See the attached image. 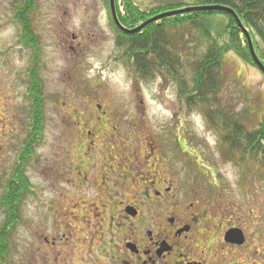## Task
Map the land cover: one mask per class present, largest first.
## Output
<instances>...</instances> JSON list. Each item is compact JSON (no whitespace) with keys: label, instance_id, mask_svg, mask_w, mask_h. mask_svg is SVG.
<instances>
[{"label":"rangeland","instance_id":"1","mask_svg":"<svg viewBox=\"0 0 264 264\" xmlns=\"http://www.w3.org/2000/svg\"><path fill=\"white\" fill-rule=\"evenodd\" d=\"M133 1L142 10L167 3L195 4L194 0ZM36 4L34 27L43 52L46 129L27 168L31 193L24 200L10 254L2 264H30L33 245L42 261L47 252L40 249L43 241L39 235L57 238L56 248L62 243L59 238L68 233L66 227L73 222L68 213L74 204L81 205L77 191L82 189L90 197L100 186L108 188L116 183L113 172L95 178L96 187L79 183L81 176L76 172L83 163L87 132L95 136L98 166L108 157L118 164L121 155L127 159L124 168L129 183L148 176L153 164L155 171L160 167L172 180L174 173L190 179L199 171L206 176L205 169L211 168L218 182L210 188L220 191L227 202L223 216L257 223L260 264H264V166L258 159L246 157L242 145L231 149L220 138L228 122L244 134L258 130L264 118V76L228 52L216 98H209L212 101L205 107L199 103L188 106L166 71L147 80L135 75L124 51L117 49L106 0H36ZM14 7L15 0H0V195L29 124L25 93L31 53L18 45ZM213 18L219 24L217 31L224 28L225 16ZM208 29L216 34V25L208 24ZM199 37L189 28L168 32L167 38L176 43L178 53L179 61L173 67L181 70L182 79L190 76V60L203 51L205 43H199ZM251 38L262 55L259 40ZM210 112L212 127H219V133L208 125L206 113ZM194 114L199 120L193 119ZM97 117L100 120L95 122ZM104 148L108 154L103 155ZM104 176L109 179L107 184ZM201 180L210 189L205 183L210 184L211 178ZM89 197L84 200L90 202ZM76 209L72 216L78 215L80 210ZM2 220L0 213V224Z\"/></svg>","mask_w":264,"mask_h":264},{"label":"flooded vegetation","instance_id":"2","mask_svg":"<svg viewBox=\"0 0 264 264\" xmlns=\"http://www.w3.org/2000/svg\"><path fill=\"white\" fill-rule=\"evenodd\" d=\"M256 38L263 54L257 45L255 52L264 66V45ZM99 120L97 117L95 122ZM230 131L237 139L239 132ZM86 134L89 138L83 143V163L76 172L81 176L79 183L96 187L93 180L103 172H113L116 183L108 188L100 186L90 197L82 189L77 191L81 205L74 204L71 210L80 211L75 216L68 213L77 224L69 222L68 233L59 238L62 243L57 248V238L39 235L43 241L40 249L44 247L47 254L38 260L33 245L30 264H260L257 223L223 216L227 202L220 191L210 188L218 182L211 168L205 169L206 176L199 171L190 179L174 173L172 180L160 167L155 171L153 164L149 177L133 178L129 183L124 168L127 159L121 155L118 164L108 157L98 166L95 154L100 152L94 148L95 136ZM258 146L257 142L252 144L253 148ZM104 149L103 155L108 154ZM207 177L211 178L210 184L205 183L210 189L201 180ZM103 180L107 184L109 179L104 176ZM86 197L90 202L84 200ZM230 232L238 233L240 240L234 242Z\"/></svg>","mask_w":264,"mask_h":264},{"label":"trees","instance_id":"3","mask_svg":"<svg viewBox=\"0 0 264 264\" xmlns=\"http://www.w3.org/2000/svg\"><path fill=\"white\" fill-rule=\"evenodd\" d=\"M195 4L167 3L147 10H142L133 0H114L118 22L127 30H133L147 20L170 11L189 7L221 6L232 9L242 26L254 32L264 45V0H194ZM36 0H15L13 21L18 27V45L31 53L29 67L26 71L25 98L29 105V124L11 174L7 179L4 191L0 195V213L3 215L0 224V264L7 260L10 254V241L22 219V206L25 198L31 193V183L27 177V168L34 159L36 150L41 146L46 129L45 105L47 96L44 93V82L41 73L44 68L43 52L34 27V11ZM111 26L116 33L118 50L124 51V57L135 75L141 80L153 78L154 74L166 71L173 82L177 83L180 98L186 105L202 104L216 98L221 86V68L224 55L233 52L250 66L252 62L247 42L243 37L233 17L225 11H191L180 15L163 18L144 27L139 33L129 35L119 30L111 16L109 0H106ZM225 16L224 28L212 21L214 16ZM216 18V17H215ZM214 22V23H213ZM216 25L214 35L208 29ZM189 28L192 33H198L199 43L203 51L196 54L189 62L190 76L181 77L179 68L173 66L176 61V43L169 40L171 30ZM210 28V27H209ZM221 28V27H220ZM180 49V48H179ZM178 57V55H177ZM208 125L219 133V127H212V113H206ZM216 120V119H214ZM223 120V118H222ZM227 124V125H226ZM224 124L222 142L229 144L231 149L242 145L251 158L258 159L264 166V118L257 131L238 133L237 139L231 137V127H237L232 122ZM228 126V128H227ZM238 140L239 142H235ZM257 142L259 146L253 148ZM230 151V150H229Z\"/></svg>","mask_w":264,"mask_h":264},{"label":"water","instance_id":"4","mask_svg":"<svg viewBox=\"0 0 264 264\" xmlns=\"http://www.w3.org/2000/svg\"><path fill=\"white\" fill-rule=\"evenodd\" d=\"M109 3H110V10H111V15H112V19L116 25V27L123 31L124 33L126 34H129V35H134V34H137L139 33L144 27H146L147 25L153 23V22H156V21H159L163 18H167V17H171V16H174V15H180V14H183V13H189L191 11H225L227 12L228 14H230L233 19L236 21L239 29L241 30V32L244 34L246 40H247V43H248V46H249V50H250V53H251V56H252V59H253V62L257 65V67L264 73V67L262 66V64L259 62V60L257 59L255 53H254V50H253V46H252V43H251V39H250V36L247 32V30L241 25L238 17L236 16L235 12L230 9V8H226V7H221V6H211V7H192V8H188V9H183V10H180V11H171V12H168V13H164V14H161V15H158V16H155L149 20H147L146 22H144L142 25H140L139 27H137L136 29H133V30H127L125 28H123L121 26V24L118 22L117 20V16H116V12H115V6H114V0H109ZM228 236L230 238H232L234 240V242H238V240H240V235L238 233H229ZM241 242V241H239Z\"/></svg>","mask_w":264,"mask_h":264},{"label":"snow or ice","instance_id":"5","mask_svg":"<svg viewBox=\"0 0 264 264\" xmlns=\"http://www.w3.org/2000/svg\"><path fill=\"white\" fill-rule=\"evenodd\" d=\"M193 119L199 120V116L194 114ZM229 167H230V165H229Z\"/></svg>","mask_w":264,"mask_h":264}]
</instances>
